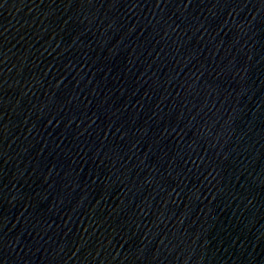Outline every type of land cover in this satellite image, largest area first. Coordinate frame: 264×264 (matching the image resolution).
<instances>
[{
	"label": "water",
	"instance_id": "95a60500",
	"mask_svg": "<svg viewBox=\"0 0 264 264\" xmlns=\"http://www.w3.org/2000/svg\"><path fill=\"white\" fill-rule=\"evenodd\" d=\"M0 264H264V0H0Z\"/></svg>",
	"mask_w": 264,
	"mask_h": 264
}]
</instances>
